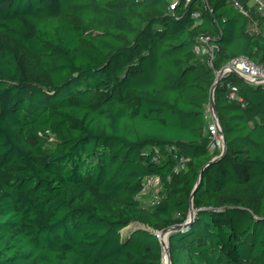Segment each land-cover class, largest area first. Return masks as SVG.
Returning <instances> with one entry per match:
<instances>
[{
	"label": "trees",
	"instance_id": "1",
	"mask_svg": "<svg viewBox=\"0 0 264 264\" xmlns=\"http://www.w3.org/2000/svg\"><path fill=\"white\" fill-rule=\"evenodd\" d=\"M242 55L264 64V15L233 0H0V264H162L173 226L171 264H264V86L219 81L225 154L205 134Z\"/></svg>",
	"mask_w": 264,
	"mask_h": 264
},
{
	"label": "built area",
	"instance_id": "2",
	"mask_svg": "<svg viewBox=\"0 0 264 264\" xmlns=\"http://www.w3.org/2000/svg\"><path fill=\"white\" fill-rule=\"evenodd\" d=\"M166 1L169 3L170 11H174L182 3L185 7L191 3V0ZM250 2L254 3V7L258 13L264 15V0H249L246 5H244L241 0H233L235 8H237L246 17H250V10L252 8L250 6ZM192 17L198 21L201 14L199 12H195ZM194 52L199 57H205L207 66L214 69V60L218 55L219 48L217 45L212 44L209 38L200 37L197 44L194 46ZM230 75L237 76L240 80L249 85L264 86V64L257 63L247 56L242 55L233 58L221 70L216 72L217 79L219 78L220 81ZM228 97L231 100H238L243 103V99L239 95V87L235 84H229ZM205 118L207 120L205 134L209 137L210 149L212 151L223 152L225 146V140L222 135L223 129L222 125L219 123V116L213 110L211 104H209L207 108ZM174 157L177 160V167L175 171L180 172L181 170H184L189 160L178 156L177 154L174 155ZM162 190L163 185L158 177H147L143 181V187L139 199L141 196L148 195L154 199V204H158L163 198V195L161 194Z\"/></svg>",
	"mask_w": 264,
	"mask_h": 264
},
{
	"label": "water",
	"instance_id": "3",
	"mask_svg": "<svg viewBox=\"0 0 264 264\" xmlns=\"http://www.w3.org/2000/svg\"><path fill=\"white\" fill-rule=\"evenodd\" d=\"M220 81V79L218 78L217 81L215 82V84L213 85V90L211 92V96H210V104H211V107L213 108V110L216 112V114L218 115V112H217V108H216V105H215V101H214V96H213V93H214V89L216 87V85L218 84V82ZM220 125H221V122L219 121ZM222 135L224 137V140H225V146H224V149H223V154H225V152L227 151V143H226V139H225V135H224V132H222ZM200 184V180L198 181L196 187H198ZM194 215V211H193V205L191 203V207H190V220L192 219ZM181 228L180 226H173V227H169L167 229H165L164 231L162 232H156L155 235H157L159 237L160 240V243L161 245L163 246V249H164V254L167 258V264H171V260H170V254H169V236L171 234V232L175 231L176 229H179ZM165 238H167V245L164 243L165 242ZM162 241V242H161ZM163 263V261H162Z\"/></svg>",
	"mask_w": 264,
	"mask_h": 264
},
{
	"label": "rangeland",
	"instance_id": "4",
	"mask_svg": "<svg viewBox=\"0 0 264 264\" xmlns=\"http://www.w3.org/2000/svg\"><path fill=\"white\" fill-rule=\"evenodd\" d=\"M249 28H250V30L252 31V32H255V31H257V22H253V23H251L250 25H249ZM235 77L234 76H230L227 80H226V82H230L231 80H233ZM253 86H255V85H253ZM140 201L146 206V207H150V206H153V204H154V199L152 198V197H150V196H148V195H145V196H141L140 197ZM136 227H143V226H141V225H139V224H132V225H130L128 228H126L125 230H123V233H124V235L126 234V232H129L130 230H133V229H135ZM161 232V231H160ZM159 232V233H160ZM156 233V232H155ZM161 240V239H160ZM167 238H165V244L167 245ZM162 242V241H161ZM166 259V256H165V254L163 253V263L162 264H166V263H164V260ZM166 261H167V259H166Z\"/></svg>",
	"mask_w": 264,
	"mask_h": 264
},
{
	"label": "crops",
	"instance_id": "5",
	"mask_svg": "<svg viewBox=\"0 0 264 264\" xmlns=\"http://www.w3.org/2000/svg\"><path fill=\"white\" fill-rule=\"evenodd\" d=\"M248 1H249V0H248ZM250 6H251L252 8H255L253 2H250Z\"/></svg>",
	"mask_w": 264,
	"mask_h": 264
},
{
	"label": "bare ground",
	"instance_id": "6",
	"mask_svg": "<svg viewBox=\"0 0 264 264\" xmlns=\"http://www.w3.org/2000/svg\"><path fill=\"white\" fill-rule=\"evenodd\" d=\"M167 259V258H166ZM166 259L164 260V263H166L167 264V261H166Z\"/></svg>",
	"mask_w": 264,
	"mask_h": 264
}]
</instances>
